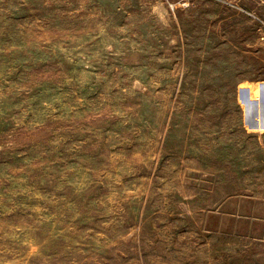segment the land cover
<instances>
[{"label":"rangeland","instance_id":"1","mask_svg":"<svg viewBox=\"0 0 264 264\" xmlns=\"http://www.w3.org/2000/svg\"><path fill=\"white\" fill-rule=\"evenodd\" d=\"M264 0H0V264H264Z\"/></svg>","mask_w":264,"mask_h":264},{"label":"built area","instance_id":"2","mask_svg":"<svg viewBox=\"0 0 264 264\" xmlns=\"http://www.w3.org/2000/svg\"><path fill=\"white\" fill-rule=\"evenodd\" d=\"M264 22V21H263Z\"/></svg>","mask_w":264,"mask_h":264}]
</instances>
